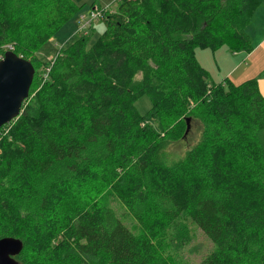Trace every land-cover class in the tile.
<instances>
[{
    "label": "trees",
    "instance_id": "1",
    "mask_svg": "<svg viewBox=\"0 0 264 264\" xmlns=\"http://www.w3.org/2000/svg\"><path fill=\"white\" fill-rule=\"evenodd\" d=\"M262 3L96 6L102 34L61 48L42 81L44 63L27 57L79 8L0 0V53L10 44L35 69L30 91L42 86L0 130V239L23 243L18 264H164L166 227L182 211L213 244L199 264H264V96L256 79L212 82L195 57L250 52L246 27ZM192 122L199 142L176 166L160 165L161 145L183 144ZM106 190L140 228L99 199Z\"/></svg>",
    "mask_w": 264,
    "mask_h": 264
},
{
    "label": "rangeland",
    "instance_id": "2",
    "mask_svg": "<svg viewBox=\"0 0 264 264\" xmlns=\"http://www.w3.org/2000/svg\"><path fill=\"white\" fill-rule=\"evenodd\" d=\"M79 10L60 28L53 38H49L46 43L36 49L27 58L30 60L34 55L39 59V63H46V65H35L36 75H41L42 81H45L50 69V64L59 55L61 48L68 47L74 40H76L80 35H86L89 38V45H92L97 38L104 31V25L101 21L95 20L91 25L81 30L83 23L80 21V16L84 15L86 19L92 8L96 6L99 9H107L110 11H115L116 2L115 0H72ZM259 11V10H258ZM252 34L250 33L251 37ZM260 37V36H259ZM250 42H256L255 39ZM13 45V44H12ZM14 46V45H13ZM12 49L10 44L4 45ZM223 49H226L224 47ZM13 51V50H12ZM211 52L210 49H196L195 57L199 60L200 53ZM230 55L236 56L239 54L246 57L243 53H232ZM1 54V53H0ZM207 60L210 61V55H207ZM240 69H247L249 67V72L243 77L242 81H239L236 85L245 82L248 79L244 78H255L257 76L258 69H255L252 63V58L247 60L243 59L240 61ZM264 64V63H263ZM262 65V64H261ZM260 67V66H259ZM34 69V72H35ZM255 69V70H254ZM264 76V73L262 74ZM35 78V77H34ZM211 80V79H210ZM33 82V81H32ZM34 91H30L28 98L23 102L22 107H26L28 102L36 96V93L42 87L40 83L34 84ZM31 88V87H30ZM135 107L139 113L144 114L150 108V101L146 96H142L135 103ZM21 113V112H20ZM202 131L199 130L197 123L192 122L190 132L187 138L182 143H177L175 141H166L161 145L157 153V161L160 165L170 168L176 166L185 156L186 152L191 150L200 140ZM5 132L0 133V139L4 136ZM109 189V188H108ZM107 189V190H108ZM107 190L103 193H99V199L106 203L109 202V207L113 208L116 215L123 218L124 223L131 228L136 230L140 228L137 222L133 221L129 215H127L126 210L119 204L115 198L108 199ZM166 240L168 245V252L164 258V264H199L213 249V244L210 240L196 227L193 220L185 212H180L178 217L174 219L170 226L166 227L165 232ZM34 242V241H33ZM31 242V246L32 243ZM34 245V243H33ZM36 250H34L35 252ZM30 252L33 253V249L30 248ZM27 258V257H26ZM16 259V258H15ZM22 262L19 261V264Z\"/></svg>",
    "mask_w": 264,
    "mask_h": 264
},
{
    "label": "water",
    "instance_id": "3",
    "mask_svg": "<svg viewBox=\"0 0 264 264\" xmlns=\"http://www.w3.org/2000/svg\"><path fill=\"white\" fill-rule=\"evenodd\" d=\"M34 77L33 65L12 51H6L0 60V130L15 120L28 98ZM23 249V243L13 237L0 239V264H18L15 257Z\"/></svg>",
    "mask_w": 264,
    "mask_h": 264
},
{
    "label": "crops",
    "instance_id": "4",
    "mask_svg": "<svg viewBox=\"0 0 264 264\" xmlns=\"http://www.w3.org/2000/svg\"><path fill=\"white\" fill-rule=\"evenodd\" d=\"M246 33L248 36H250L251 33L252 36L249 38L251 40H256V42H252V44L250 42V52H239L245 54L246 57L243 58V56H241L239 58V54L236 56L230 55L228 48L223 49L225 47L223 46L209 53L207 51V53H200L201 59L199 58V60H196L201 67L208 72L212 82L220 83L227 79L236 85L239 81H242L243 77L249 72V67L244 71L240 69V61L242 62L243 59L247 60L251 57L255 69H258L257 76L251 79L257 80L258 89L264 96V76L262 75L264 73V0L261 6L254 12L250 23L246 27ZM207 55H210V61L207 60ZM244 79L250 80V78L247 77Z\"/></svg>",
    "mask_w": 264,
    "mask_h": 264
},
{
    "label": "built area",
    "instance_id": "5",
    "mask_svg": "<svg viewBox=\"0 0 264 264\" xmlns=\"http://www.w3.org/2000/svg\"><path fill=\"white\" fill-rule=\"evenodd\" d=\"M116 2L119 1V0H115ZM100 10L95 7V8H92L88 14V18L86 19V17L84 15L80 16V21L81 23H83L82 27H81V30L85 29L86 27H88L91 22H94L95 20H98L100 18ZM5 51H11V48H7L5 47ZM3 58V54H0V60Z\"/></svg>",
    "mask_w": 264,
    "mask_h": 264
},
{
    "label": "clouds",
    "instance_id": "6",
    "mask_svg": "<svg viewBox=\"0 0 264 264\" xmlns=\"http://www.w3.org/2000/svg\"><path fill=\"white\" fill-rule=\"evenodd\" d=\"M115 2H116V1H115ZM5 52H6V51H5ZM5 52H4V53H5Z\"/></svg>",
    "mask_w": 264,
    "mask_h": 264
}]
</instances>
